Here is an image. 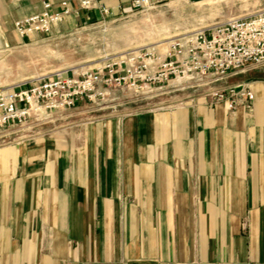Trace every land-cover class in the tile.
Masks as SVG:
<instances>
[{"label":"crops","instance_id":"1","mask_svg":"<svg viewBox=\"0 0 264 264\" xmlns=\"http://www.w3.org/2000/svg\"><path fill=\"white\" fill-rule=\"evenodd\" d=\"M91 2L0 0V17L61 12L64 28L137 9ZM191 74L167 107L1 129L0 264H264V64ZM241 84L250 107L207 96Z\"/></svg>","mask_w":264,"mask_h":264},{"label":"rangeland","instance_id":"2","mask_svg":"<svg viewBox=\"0 0 264 264\" xmlns=\"http://www.w3.org/2000/svg\"><path fill=\"white\" fill-rule=\"evenodd\" d=\"M263 10L264 0H163L152 9H128L97 19L89 16L66 23L64 28L63 18L58 27H52L53 24L47 32L24 36L15 29V24L6 25L0 17V90H11L60 72L96 70L103 67L107 57L154 44L156 38L170 40L179 34ZM191 77L192 74H187L163 83H141L137 88L127 84L108 86L104 88V97L84 100L83 107L77 102L66 109L39 110L25 122L9 124L10 129L28 133L114 110L167 107L186 98L192 87L185 86L194 81ZM184 78L188 81H183Z\"/></svg>","mask_w":264,"mask_h":264},{"label":"built area","instance_id":"3","mask_svg":"<svg viewBox=\"0 0 264 264\" xmlns=\"http://www.w3.org/2000/svg\"><path fill=\"white\" fill-rule=\"evenodd\" d=\"M91 8V0H80ZM163 0H134L136 8L152 9ZM46 9L51 3H44ZM109 13V9L103 8ZM61 12L44 11L15 22L21 34L50 30L63 20ZM248 64H264V10L245 17L231 18L208 28L179 34L169 40L162 53L157 44L134 47L107 57L102 68L82 73L60 72L33 79L11 90H0V130L15 121L25 122L36 111L66 109L79 100L104 97L108 86L163 83L171 77L191 73L225 76ZM215 101H227L230 108L242 102L250 107L254 93L248 85L214 88L207 93Z\"/></svg>","mask_w":264,"mask_h":264},{"label":"bare ground","instance_id":"4","mask_svg":"<svg viewBox=\"0 0 264 264\" xmlns=\"http://www.w3.org/2000/svg\"><path fill=\"white\" fill-rule=\"evenodd\" d=\"M171 38L172 37H170L169 39H171ZM154 44H157V46H161L162 47L161 50L163 52H165L168 49V47H169V40H166V41H157Z\"/></svg>","mask_w":264,"mask_h":264}]
</instances>
